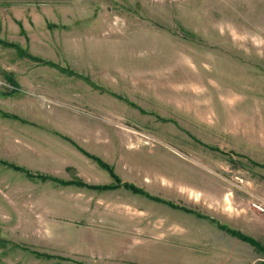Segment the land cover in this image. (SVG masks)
<instances>
[{
    "label": "rangeland",
    "instance_id": "obj_1",
    "mask_svg": "<svg viewBox=\"0 0 264 264\" xmlns=\"http://www.w3.org/2000/svg\"><path fill=\"white\" fill-rule=\"evenodd\" d=\"M1 41L18 48L0 43V110L18 118L0 114V159L113 183L67 136L261 247L123 187L0 164V264L263 261L247 191L264 197V0H0Z\"/></svg>",
    "mask_w": 264,
    "mask_h": 264
},
{
    "label": "trees",
    "instance_id": "obj_2",
    "mask_svg": "<svg viewBox=\"0 0 264 264\" xmlns=\"http://www.w3.org/2000/svg\"><path fill=\"white\" fill-rule=\"evenodd\" d=\"M0 43H2L5 46H8V47L18 48L17 45L15 43H12V42L10 43L8 41H1ZM25 57H29V58L35 59V60L39 59L38 57L33 56V55L29 54L28 52H26ZM7 80L9 81V83L13 84L12 85L13 89H15L16 86L14 85L15 81H14L13 77L11 75H7ZM0 114L2 116H4V117L18 118L17 116L11 115V114L6 113V112H3L1 110H0ZM60 136H62V135H60ZM62 138H64L65 140L69 141L70 143H72L82 153H84L87 157L92 159L100 168H102L103 170L107 171L108 174L110 175V177L113 179V183H110V184H89V183H85V182H83V181H81L79 179H77V180H65V179L50 175V174L32 172V171L26 169L23 166H20V165H17V164H13V163H10V162L2 160V159H0V164H3L5 166H7L8 168H11V169H13L15 171H19V172L23 173L25 176H27L28 178L37 179V180L43 181V182L52 181V182H56L57 184L64 185V186L65 185H76V186H80V187H86V188L92 189V190H110V189H116V188H119V187H123L124 189L129 190V191H131L134 194L144 195V196L148 197L149 199L154 200L156 202H162V203L167 204L168 206L173 207L175 209L182 210V211H184L186 213L194 214L198 218H206L210 222L215 223V225L219 229L226 231L230 235L235 236V237L239 238L240 240L245 241V242L249 243L250 245H252V246H254L256 248H260L261 247L259 242L257 240H255L253 237H251L249 235H246L244 233H241L238 230L231 229L226 224L219 223L218 221H216V220H214V219H212V218H210L208 216H204L201 213L196 212V211H194L192 209H189V208H187L185 206L177 205V204H174L171 201H167V200L161 199V198H159L157 196L150 195L144 189H142L140 187H137L133 183L123 182L120 179V177L114 172L113 167L110 164H108L107 162H105L102 158H100L97 155L88 153L85 150H83L82 148L78 147V145L73 140H71L69 137H67V136H62ZM34 254L37 257H42V258H51V257H53V255L46 254V253H43V252H37V251L34 252ZM56 258L65 259V257H62V256H56ZM68 260H71V259H68ZM257 264H264V262H260V263H257Z\"/></svg>",
    "mask_w": 264,
    "mask_h": 264
},
{
    "label": "built area",
    "instance_id": "obj_3",
    "mask_svg": "<svg viewBox=\"0 0 264 264\" xmlns=\"http://www.w3.org/2000/svg\"><path fill=\"white\" fill-rule=\"evenodd\" d=\"M247 194L250 196L249 208L257 213L264 214V197L250 191H247ZM262 262H264V259Z\"/></svg>",
    "mask_w": 264,
    "mask_h": 264
},
{
    "label": "crops",
    "instance_id": "obj_4",
    "mask_svg": "<svg viewBox=\"0 0 264 264\" xmlns=\"http://www.w3.org/2000/svg\"><path fill=\"white\" fill-rule=\"evenodd\" d=\"M227 247H228V245L227 244H225ZM150 251V249H148L146 252H149ZM233 251V250H232ZM232 256H233V253H232ZM232 256H230V258L232 257ZM209 261H212V259H208ZM217 261V262H216ZM216 261L214 262V263H203V264H229V256L228 257H223V258H221L220 260H218V259H216Z\"/></svg>",
    "mask_w": 264,
    "mask_h": 264
}]
</instances>
